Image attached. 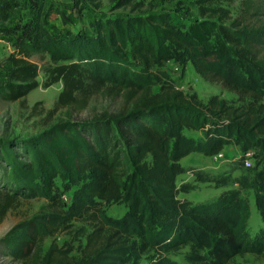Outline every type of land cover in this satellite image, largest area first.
<instances>
[{"label": "trees", "instance_id": "trees-1", "mask_svg": "<svg viewBox=\"0 0 264 264\" xmlns=\"http://www.w3.org/2000/svg\"><path fill=\"white\" fill-rule=\"evenodd\" d=\"M107 1L138 13L97 19L91 32L53 35L46 0H0V36L13 48L0 72L1 99L19 100L40 86V64L32 59L40 55L49 59L43 85L63 83L57 107L83 109L101 91L122 100L114 112L0 137V223L21 198L42 197L50 207L25 221L21 234L3 238L8 253L21 264H140L154 251L151 264H179L167 254L191 244L198 264H229L245 253L264 258V0H240L235 18L224 6L233 0H196L200 18L189 26L168 12H142L145 0ZM24 2L27 16L19 12ZM170 60L191 63L237 93V101L213 95L204 102L179 88L160 68ZM233 143L259 158L252 186L263 227L255 236L241 190L211 203L180 197L192 189L178 184L186 171L181 160L192 152L216 155ZM108 201L129 209L113 218L104 210ZM75 220L90 226L85 242L52 244L44 253L45 238Z\"/></svg>", "mask_w": 264, "mask_h": 264}, {"label": "rangeland", "instance_id": "rangeland-1", "mask_svg": "<svg viewBox=\"0 0 264 264\" xmlns=\"http://www.w3.org/2000/svg\"><path fill=\"white\" fill-rule=\"evenodd\" d=\"M146 5L142 12L152 11L168 12L172 21L181 26H189L200 18L196 0H145ZM229 8L231 18L238 16L240 12V0L224 2ZM24 8L19 12L27 16L30 8L24 2ZM48 15L45 18L46 26L53 35L68 32H91V22L97 19L106 20L118 16H133L128 7L114 8L107 0H46ZM230 21V20H229ZM13 50L10 42L0 36V72L2 71L4 58ZM33 60L40 64L38 80L40 86L32 90L25 97L16 101H6L0 98V137L4 136H29L36 134L46 127L54 124L60 119L71 117L72 119H87L95 114L108 110L117 111L122 105L120 97H114L105 91L93 94L87 101L86 107L80 110H72L57 107V99L63 88L62 82H56L49 87L43 84L47 78L44 66L49 63L48 58L34 55ZM162 70L169 72L175 79L179 88L196 92L204 102L213 95L221 98L237 101L238 94L227 90L221 83L208 81L202 77L188 63L181 65L175 60L165 62ZM264 102V98H263ZM71 112V114H69ZM186 134L197 139H204L202 131L185 130ZM245 150L235 143L228 144L219 153L208 156L201 152H192L185 156L181 162L186 171L178 176V184L188 183L192 189L180 193V197L191 200L193 203H211L225 191L239 189L251 204V217L248 232L255 236L263 227V220L255 201V189L252 180L256 170L259 168V158L256 153L252 157V165L245 164ZM202 177L203 179H199ZM57 182L61 184L60 179ZM75 188L63 194L64 200L69 202V197ZM129 209L128 203L124 201L104 202V210L113 218L123 217ZM50 211L48 200L42 197L21 198L13 206L0 223V264H21L8 253V248L3 242L7 234L17 236L22 233V224L36 215ZM90 226L83 220H75L71 227L61 230L43 241V252L45 253L52 244L59 247L77 246L84 243ZM77 251L75 250L74 253ZM206 249L200 253L206 254ZM154 251H149L141 256L140 263L151 264ZM195 254L191 244L185 245L180 250L171 252L167 256L176 260L179 264H198L190 258ZM229 264H264V258L255 253L236 255Z\"/></svg>", "mask_w": 264, "mask_h": 264}, {"label": "built area", "instance_id": "built-area-1", "mask_svg": "<svg viewBox=\"0 0 264 264\" xmlns=\"http://www.w3.org/2000/svg\"><path fill=\"white\" fill-rule=\"evenodd\" d=\"M254 151L253 150H248L245 152V164L250 167L252 165V157H253ZM215 157H219V153L215 155ZM143 264V263H140Z\"/></svg>", "mask_w": 264, "mask_h": 264}, {"label": "crops", "instance_id": "crops-1", "mask_svg": "<svg viewBox=\"0 0 264 264\" xmlns=\"http://www.w3.org/2000/svg\"><path fill=\"white\" fill-rule=\"evenodd\" d=\"M182 193V192H181Z\"/></svg>", "mask_w": 264, "mask_h": 264}]
</instances>
